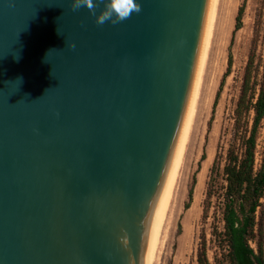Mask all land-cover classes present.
<instances>
[{"label": "water", "instance_id": "1", "mask_svg": "<svg viewBox=\"0 0 264 264\" xmlns=\"http://www.w3.org/2000/svg\"><path fill=\"white\" fill-rule=\"evenodd\" d=\"M135 2L0 0V264H154L213 0Z\"/></svg>", "mask_w": 264, "mask_h": 264}, {"label": "rangeland", "instance_id": "2", "mask_svg": "<svg viewBox=\"0 0 264 264\" xmlns=\"http://www.w3.org/2000/svg\"><path fill=\"white\" fill-rule=\"evenodd\" d=\"M218 1L204 90L197 111L199 117L196 116L190 135L174 208L165 220L154 264H198L204 246L210 264H230L228 246L219 237L224 232L223 198L227 185L224 167L230 147L234 144L243 148L244 139L235 132V112L244 81L249 75L253 81L264 82V0ZM242 8L243 26L236 31ZM248 119L252 124L253 114ZM263 163L264 120L258 134L257 168ZM203 167H207V171L199 185ZM191 191L194 195L190 202ZM209 192L212 195L208 204ZM188 203L191 206L186 209ZM254 238L252 247L264 254V198L257 213Z\"/></svg>", "mask_w": 264, "mask_h": 264}, {"label": "trees", "instance_id": "3", "mask_svg": "<svg viewBox=\"0 0 264 264\" xmlns=\"http://www.w3.org/2000/svg\"><path fill=\"white\" fill-rule=\"evenodd\" d=\"M243 16L244 8L237 17L236 31L243 26ZM232 63L231 56L230 69ZM219 97L220 94L216 105ZM235 114V132L236 136L244 139L243 148L233 144L227 154L224 167L227 183L223 198L224 232L219 235L216 230V235L228 246L230 264H264L263 251L257 252L251 245L255 239L257 213L264 198V163L260 169L256 164L258 134L264 120V82L253 81L249 75L246 77ZM252 114L251 124L248 118ZM216 168L217 161L214 166V169ZM193 195L194 192L191 191L190 202L193 201ZM211 195L209 192L208 204ZM190 206L188 203L186 209ZM205 213L207 214V206ZM198 264H210L205 246L199 254Z\"/></svg>", "mask_w": 264, "mask_h": 264}, {"label": "bare ground", "instance_id": "4", "mask_svg": "<svg viewBox=\"0 0 264 264\" xmlns=\"http://www.w3.org/2000/svg\"><path fill=\"white\" fill-rule=\"evenodd\" d=\"M219 1L218 0H213V7H212V15H211V24H210V32H209V39L205 48V52L201 61V65L197 74V78L195 81V85H196V91H197V101L194 104L191 112L189 113L188 117H187V121H186V127H185V133H184V140H183V146H182V152H181V159H180V165H179V171L160 225V229L157 235V240H156V250H155V258L157 255V251L159 249V245H160V240L162 238V232H163V227H164V223L166 218L168 217V213L170 212L171 208L173 207V204L175 203V197H176V192L179 189V183H180V178L182 176V170H183V166H184V162H185V155H186V149L188 146V142L190 141V135L193 132V126L195 125V119L197 120L196 116H197V111H198V107H199V101H200V96H201V92H202V86H203V80H204V74H205V70H206V65H207V60H208V56H209V52H210V47H211V43H212V36H213V28H214V23H215V19L217 16V7H218ZM213 88V87H212ZM204 90V89H203ZM207 103V102H206ZM202 114V113H201ZM200 115V114H199ZM199 117V116H197ZM199 122V121H198ZM196 123V122H195ZM209 162V161H208ZM207 171V167H203L202 169V173H201V180L199 185H201V181H203V176ZM155 261V260H154Z\"/></svg>", "mask_w": 264, "mask_h": 264}, {"label": "clouds", "instance_id": "5", "mask_svg": "<svg viewBox=\"0 0 264 264\" xmlns=\"http://www.w3.org/2000/svg\"><path fill=\"white\" fill-rule=\"evenodd\" d=\"M94 0H72L71 8L73 11L79 10L82 7H87L90 11L94 9ZM140 8L139 5L135 2V0H108V3L104 9V11L97 17V24L103 25L106 22L113 21V17L116 18V21H123L127 18H129L134 12H139ZM57 32L59 35L61 33L59 32L57 28ZM65 46L70 48H75L74 44H68L67 41H65ZM60 50H50V51H62ZM19 55L16 54V59L19 60ZM46 62V61H45ZM53 71V70H52ZM52 75V73H51ZM20 85L22 84L23 80L22 78H17Z\"/></svg>", "mask_w": 264, "mask_h": 264}]
</instances>
